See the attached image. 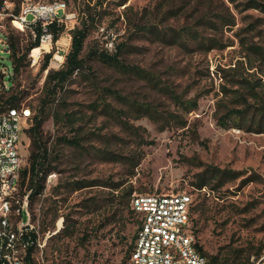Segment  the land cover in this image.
I'll use <instances>...</instances> for the list:
<instances>
[{"label": "rangeland", "instance_id": "rangeland-1", "mask_svg": "<svg viewBox=\"0 0 264 264\" xmlns=\"http://www.w3.org/2000/svg\"><path fill=\"white\" fill-rule=\"evenodd\" d=\"M121 1L111 0L103 6H96V0L65 1L66 14L72 15L67 21L69 29L79 24L87 5L101 18L90 27L85 45L89 73L86 78L75 77L60 96L75 123L57 125L51 116L44 125L53 145L59 138L72 137L73 130L81 139L79 148L55 145L60 161L54 172L57 178L30 210L33 224L39 222L45 233L55 230V235L43 240L44 258L51 264H130L139 226L131 209L132 197L186 192L193 199L191 226L208 261L245 264L251 255L253 264L258 260L254 253L264 255V133H256L249 125L223 128L217 117L225 111L219 107L224 87L230 104L231 95L240 87L237 79L264 82V13L242 10L227 1V16L235 20V26L215 28L207 22L198 28L205 36L219 38L227 48L206 53L195 44L185 47L176 41L183 28L198 25L202 10L207 12L205 1L174 0L179 7L186 6L180 15L169 13V5L160 10L159 0H126L119 6ZM219 1L213 0V7H221ZM17 2L8 0V5L0 6L4 25L0 29V95L8 96L4 85L12 86L13 66L5 36L22 34L23 47L29 41L28 30L12 23ZM206 16L213 17V9ZM68 34L65 31L49 53L67 55L72 45ZM110 38L116 49L122 46L120 59L126 66L152 74L154 82L88 57L89 50L105 49ZM31 53L30 65L16 79L15 92L20 91L34 115L43 99L46 73H41L43 57L35 64ZM166 88L185 100L197 97L198 110L181 112ZM234 105L245 108L237 102ZM140 106L148 107L150 113L139 110ZM50 110L56 112L57 107ZM182 121H187L186 128L181 127ZM24 129L20 152L26 168L30 140ZM208 166L240 172L242 177L222 188L213 183L199 191L192 183ZM246 179L250 182L243 184ZM87 182L94 186L69 191L71 184ZM116 184L123 185L118 190L113 188ZM131 187L129 199L125 194ZM55 209L58 217L53 223ZM61 217L63 229L66 226L74 234L56 230Z\"/></svg>", "mask_w": 264, "mask_h": 264}, {"label": "trees", "instance_id": "trees-1", "mask_svg": "<svg viewBox=\"0 0 264 264\" xmlns=\"http://www.w3.org/2000/svg\"><path fill=\"white\" fill-rule=\"evenodd\" d=\"M5 0H0V6L3 5ZM17 7L15 14L20 13V3L22 0H17ZM53 1H69V0H51ZM111 0H96V6H103ZM207 4L205 6L207 12L202 10L203 18L198 21V25H191L183 28L180 35L177 37L176 41L184 42V46L187 47L189 43L195 44L198 50H204L206 53L219 49L223 50L227 48V44H223L222 41L217 37H208L205 36L202 31L198 28H202L203 24H213L215 28L219 26L221 28L233 27L236 25L235 20L232 17L227 16V1L233 4L235 7H242V10L255 9L264 13V2L261 0H220L221 7H213V0H202ZM49 3V2H45ZM66 3V2H65ZM126 3V0L120 2L119 6H123ZM67 4V3H66ZM166 5L167 11L169 13H175L180 15V10L183 7H186L185 4H181V7L174 0H159V9H164ZM87 9L83 11L82 17L79 19V24L71 30L72 36V45L70 51L66 55L65 62L63 66L58 70L49 69V62L53 57V52L46 54L43 58V63L41 66V73L46 74V79L43 89V99L39 102V108L34 109L35 114H32V110L28 105L23 103V95L20 91L15 92V82L17 77L30 65L29 54L32 50L40 46L39 37L44 33V29L40 24L34 26V31L37 34V39L33 40L32 33L29 32V41L26 47H23V42L26 40L23 38V35L16 32H11L5 36V42L8 47V52L11 56L13 70L10 74V79L12 82L11 87L6 88L7 94L0 95V112L17 109L21 110L23 106L29 107L31 110V121L28 129H24L26 135L30 140V149H29V166L23 168L21 171V189L22 192L30 191V210L31 207L43 196L47 190L46 181L51 173H54L57 170L59 164V155L55 153V145H63L68 147L79 148L81 144V139H79L76 131L73 130L74 135L72 137H62L56 140L55 144L50 143V140L46 136L44 130V125L46 121L53 116L55 124L73 122L72 114L67 112V106L64 100L60 99V96L63 95L68 89L69 84L74 80L75 77L81 76L86 78V74L89 73L87 70V60L88 58L84 55L86 41L90 34V27L97 23L101 18L97 14H93V9L90 5H87ZM177 6V7H176ZM213 9L214 16H206L210 14V11ZM186 13V12H184ZM62 19V18H61ZM64 19V18H63ZM66 20L57 19L52 22L47 27V32L51 33L54 37V42L58 41L63 33L66 31ZM151 32V29L146 31ZM145 31V29L140 30ZM165 38V36H164ZM105 46V43H104ZM122 46L115 48L114 53H108L106 49L100 51L89 50L88 57L98 59L105 65H108L112 68L119 70L125 74H133L140 76L141 78H147L149 80L156 79L155 76L149 74L145 71H140L135 68H129L126 64L120 59V51ZM3 76V75H2ZM1 77V76H0ZM239 90L231 95L232 103H228L225 99L229 98L228 90L224 87L222 91L223 98L219 103V107L223 108V115L217 117L218 124L223 128L238 127L244 128L246 125L252 126L256 133H264V82L260 79L258 82H252L246 79H237ZM154 82V81H153ZM157 83V81H155ZM166 94L172 99L176 107L183 113L189 114L199 108V99L195 97L194 99L185 100L183 96L177 94L176 92L166 88ZM237 104L245 105L244 109H235ZM253 102V104H251ZM223 103V105H222ZM57 107V111H49V107ZM144 110V113H150L148 107L140 106ZM154 114V113H151ZM174 118H177L178 115L174 114ZM177 120V119H175ZM188 125L187 121L181 122V127L186 128ZM112 160V159H111ZM115 160V159H113ZM136 166V165H135ZM242 177L240 172H234L230 170H222L215 167L208 166L203 173L199 176H196L195 182L192 183V186L199 191H202L205 188L210 187L213 183H216L219 188L226 186L231 182H236ZM250 180L246 179L243 184L249 183ZM123 184H116L113 186L115 189H120ZM93 185L92 182L87 183H73L70 185L69 191L75 192L84 188H91ZM133 194V188L131 187L129 191L125 194L129 197ZM133 198V197H132ZM132 201V200H131ZM131 204V203H130ZM193 205L191 207V215L193 211ZM133 211V210H132ZM134 213V211H133ZM46 215V213H45ZM136 219L138 220L137 215L134 213ZM58 217V209H55V212L52 215V222ZM46 216L42 221L44 226L46 221ZM139 222V221H138ZM192 227V226H191ZM63 233L66 235L74 234L70 228L63 229ZM192 230L194 231L193 227ZM195 233V231H194ZM196 236V235H195ZM197 248L205 256L203 249L199 246L197 242ZM262 251L254 253L256 256L255 260L261 257ZM206 257V256H205ZM208 260V259H207ZM251 255L248 256L245 264L251 263ZM256 262V261H255ZM215 259L211 262L208 261V264H214ZM254 264V263H253Z\"/></svg>", "mask_w": 264, "mask_h": 264}, {"label": "built area", "instance_id": "built-area-1", "mask_svg": "<svg viewBox=\"0 0 264 264\" xmlns=\"http://www.w3.org/2000/svg\"><path fill=\"white\" fill-rule=\"evenodd\" d=\"M8 5V0L3 2V6ZM67 4L63 1H53L49 3H34L26 0L18 15L13 17L12 23L21 25L20 30H30L33 40L37 39L34 26L40 24L44 33L39 37L40 55L37 62L44 54H49L53 45L57 46L59 40L54 42V37L47 32V27L55 20H66V31L68 30L69 40H72L71 29L67 26V21L72 15L66 14ZM31 17V18H30ZM62 18V19H61ZM64 18V19H63ZM18 28V27H17ZM0 29L4 25L0 20ZM114 38L106 39L105 49L108 52L115 50ZM33 51V50H32ZM66 55H61L60 51L53 56L49 62V69L58 70L65 62ZM33 62L36 64L37 62ZM48 73V70L45 72ZM31 110L23 106L21 110L9 109L0 112V264H51V261L43 259V240L46 235H55L54 231L43 232L39 222L33 225H26L23 220V231L26 259H18V253L13 249L10 226L5 222V215H13L14 221L18 220V206L26 207L29 192H22L21 171L23 170V159L20 152L21 134L23 127L30 124ZM57 178V173H51L49 181H46L47 189L52 186ZM20 181V189L13 192H5V185ZM168 194H175V201H168ZM186 192L177 193H153L141 194L140 201L131 205L135 213V207H144L145 215H137L139 226L134 242H138V252L135 260H130V264H178L177 258L170 257L171 249L185 251V258H190L193 264H201L202 254L197 248V240H183L179 238V229L172 227V219H191V215H183V199ZM43 197V196H41ZM64 228V217L57 222V229ZM170 237H177V244H170V249H161V241L170 242ZM254 264H264L262 255Z\"/></svg>", "mask_w": 264, "mask_h": 264}, {"label": "bare ground", "instance_id": "bare-ground-1", "mask_svg": "<svg viewBox=\"0 0 264 264\" xmlns=\"http://www.w3.org/2000/svg\"><path fill=\"white\" fill-rule=\"evenodd\" d=\"M19 28L21 25L19 24ZM40 55V49L36 48L32 51L31 57L37 62V59ZM51 175L48 177L47 181H49ZM20 189V181H13V183H7L5 185V192H13L18 191ZM30 194L28 195V200H26L25 206H18V220L14 221L13 215H5V222L7 226H10L11 237L13 240V249L18 253V259H26L27 250H25L24 240V231H23V220H25L26 214V225H33L31 212H30ZM141 194L135 195L132 198L131 205L135 204V202L140 201ZM168 201H175V194H168ZM193 205L192 196L186 193L185 198L183 199V215H191V207ZM136 215H145L144 207H135ZM172 227L174 229H179V238L183 240H193L196 239L195 233L191 227V219H172ZM48 238V237H47ZM170 244H177V237H170V242L161 241V249H170ZM46 247V241H43V249ZM138 252V242L134 243V247L131 253V259L135 260ZM44 254V251H43ZM45 255H43V259ZM48 256V255H47ZM170 257L177 258L178 264H193L192 259L185 258V251H179V249H171ZM201 264H208V260L202 254Z\"/></svg>", "mask_w": 264, "mask_h": 264}]
</instances>
